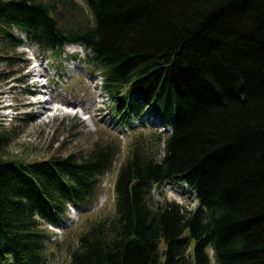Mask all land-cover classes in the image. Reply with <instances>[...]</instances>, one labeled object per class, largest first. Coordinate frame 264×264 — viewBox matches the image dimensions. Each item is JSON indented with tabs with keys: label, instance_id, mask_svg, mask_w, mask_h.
Here are the masks:
<instances>
[{
	"label": "trees",
	"instance_id": "trees-1",
	"mask_svg": "<svg viewBox=\"0 0 264 264\" xmlns=\"http://www.w3.org/2000/svg\"><path fill=\"white\" fill-rule=\"evenodd\" d=\"M82 1L0 0V52L28 41L63 60L79 43L118 123L153 127L131 140L114 214L80 233L70 264H212L209 247L214 264H264V0ZM7 138L0 264H45L42 225L90 201L115 148L21 161L3 158ZM167 182L195 206L156 200Z\"/></svg>",
	"mask_w": 264,
	"mask_h": 264
},
{
	"label": "rangeland",
	"instance_id": "rangeland-1",
	"mask_svg": "<svg viewBox=\"0 0 264 264\" xmlns=\"http://www.w3.org/2000/svg\"><path fill=\"white\" fill-rule=\"evenodd\" d=\"M75 2L86 11L82 0ZM83 17H87V12H83ZM70 19L68 10L60 11L61 22ZM64 52L63 60L37 45L28 52L24 47L0 52V129L8 132L3 158L35 161L53 155L82 157L95 144L111 143L115 148L112 166L101 177L90 201L77 210L68 208L67 219L58 227L42 225L49 236L45 242V264H70V253L77 247L80 233L91 222L114 214V180L128 146L138 133L147 134L153 128L147 127L151 123L148 118L136 119L132 128L121 126L111 110L110 98L100 87L99 72L87 64L79 47L68 45ZM36 68L44 75V87L32 85ZM36 100L48 102L44 107L39 101L29 104ZM62 101L78 107V112L74 115L73 108L69 112L56 110ZM153 191L156 200L167 198L194 206V197L184 184L166 183ZM208 252L214 264L210 248Z\"/></svg>",
	"mask_w": 264,
	"mask_h": 264
},
{
	"label": "bare ground",
	"instance_id": "bare-ground-1",
	"mask_svg": "<svg viewBox=\"0 0 264 264\" xmlns=\"http://www.w3.org/2000/svg\"><path fill=\"white\" fill-rule=\"evenodd\" d=\"M27 91H31V89L30 88H28L27 89ZM37 101H39V102H41V105L43 104V107L45 106V103H47L48 101H40V100H36V101H34V102H30L29 104L30 105H32V104H34L35 102H37ZM42 107V106H41ZM44 110H48V108L47 107H45V109Z\"/></svg>",
	"mask_w": 264,
	"mask_h": 264
}]
</instances>
